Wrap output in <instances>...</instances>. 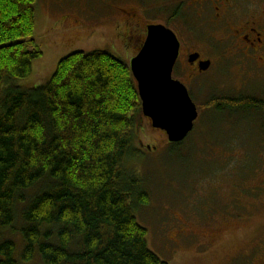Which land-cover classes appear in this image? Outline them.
Instances as JSON below:
<instances>
[{"label":"trees","instance_id":"16d2710c","mask_svg":"<svg viewBox=\"0 0 264 264\" xmlns=\"http://www.w3.org/2000/svg\"><path fill=\"white\" fill-rule=\"evenodd\" d=\"M38 1L0 0V264H167L137 217L152 195L137 173L143 111L131 69L80 51L45 85H23L43 56ZM226 100L230 118L246 111L253 124L259 104Z\"/></svg>","mask_w":264,"mask_h":264},{"label":"rangeland","instance_id":"374dc122","mask_svg":"<svg viewBox=\"0 0 264 264\" xmlns=\"http://www.w3.org/2000/svg\"><path fill=\"white\" fill-rule=\"evenodd\" d=\"M63 3L53 12L46 3L41 7L37 3L35 41L43 56L34 61L32 76L23 81L30 89L48 83L59 62L71 54L108 46L104 39L111 35L109 26L104 31L110 35L99 39L97 32H90L96 29L92 19ZM67 6L71 13L60 11ZM221 74L210 75L203 87L191 89L200 119L181 148L152 130L143 115L139 121V146L152 150L140 155L137 173L152 198L137 217L149 231L151 251L167 264H250L248 259L257 261L264 246V192L257 189L264 174V133L253 128L249 118L240 121L239 114L230 118L207 113L211 94L234 96L239 87L236 76ZM208 139L218 143H205ZM188 230L196 231V236L188 238ZM211 231L218 234L208 236ZM14 239L19 243L18 237Z\"/></svg>","mask_w":264,"mask_h":264},{"label":"flooded vegetation","instance_id":"af4514ba","mask_svg":"<svg viewBox=\"0 0 264 264\" xmlns=\"http://www.w3.org/2000/svg\"><path fill=\"white\" fill-rule=\"evenodd\" d=\"M64 1L75 14L92 19L96 29L90 32H97L99 39L110 35L104 30L111 28L110 37L104 39L108 46L99 50L126 64L141 52L150 26L172 31L180 44L173 78L185 85L191 97V89L203 87L210 75L229 72L239 79L236 95L211 94L206 101L207 113L225 115L223 105L228 103L224 100L247 98L260 105L253 112V124L258 128L264 125L260 109L264 105V0H39V7L46 3L53 12L66 5ZM60 11L70 9L67 6ZM197 108L199 120L198 104ZM237 114L240 121H248L246 111ZM257 189L264 192V174ZM182 233L181 230L176 235L181 237ZM185 234L192 238L196 231L188 230ZM216 234L208 232V236ZM248 260L250 264H264V246L257 261Z\"/></svg>","mask_w":264,"mask_h":264},{"label":"water","instance_id":"95a60500","mask_svg":"<svg viewBox=\"0 0 264 264\" xmlns=\"http://www.w3.org/2000/svg\"><path fill=\"white\" fill-rule=\"evenodd\" d=\"M176 36L162 26L149 28L139 55L131 62L143 115L152 128L168 135L170 143H182L193 131L198 112L187 88L173 79L179 56Z\"/></svg>","mask_w":264,"mask_h":264}]
</instances>
